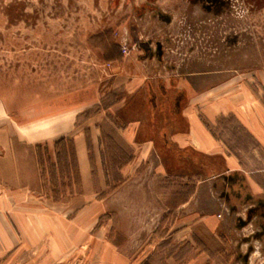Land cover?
Instances as JSON below:
<instances>
[{"label": "rangeland", "instance_id": "rangeland-1", "mask_svg": "<svg viewBox=\"0 0 264 264\" xmlns=\"http://www.w3.org/2000/svg\"><path fill=\"white\" fill-rule=\"evenodd\" d=\"M263 68L264 0H0V96L19 110L44 99L92 105L78 127L94 174L88 194L57 170L54 187L41 151L44 196L8 213L19 244L0 264H264V194L255 199L245 180L263 156L235 115H202L207 89L229 81L255 88ZM195 96L189 111L240 158L244 172L233 175L229 191L213 183L211 197L201 185L191 207L178 212L208 159L195 154V164L181 163L161 143L169 176L144 165L129 182L122 169L133 151L122 129L134 120L145 133L168 127L176 104ZM192 173L195 181L187 179Z\"/></svg>", "mask_w": 264, "mask_h": 264}, {"label": "crops", "instance_id": "crops-1", "mask_svg": "<svg viewBox=\"0 0 264 264\" xmlns=\"http://www.w3.org/2000/svg\"><path fill=\"white\" fill-rule=\"evenodd\" d=\"M203 94V117L213 121L222 115H235L255 141L256 149L264 159V68L255 71V88L246 83L229 81L211 87ZM14 98L16 100V96H12L11 100ZM195 98L196 96L191 98L184 107H178L176 104L173 110L175 119L168 127L152 125V130L145 133L146 126L142 121L134 120L122 129L124 147L133 151L131 159L122 169L125 180L129 182L144 165H151L159 176H169L167 163L159 157L161 143L167 147V151L171 150L170 153L175 152L176 159H180L181 163L195 164V154L208 159L207 170L204 165V174L198 175L200 180L197 190L190 196L191 199L181 205L178 212L191 207L192 202L200 195L201 185L210 186L208 196L211 197L213 183L225 182L226 186L228 185V188H225L229 191V187L234 183L233 175L244 172L240 158L229 151L225 142L214 136L211 129L203 123L200 114L189 111L188 106ZM63 99L67 100L66 93L59 98L60 101ZM44 100L42 106L38 104L21 108L20 110L25 112L20 114L19 109L9 106L7 98L0 96V256L19 244V234L8 213L17 211L26 198L44 196L40 192L42 175L37 146H48L52 152L58 140L73 139L83 195L88 194L91 185L94 186L93 163L87 136L85 131L78 127L79 117L92 105H64L63 102L53 103L52 99ZM179 121H182L184 126L181 127ZM91 133L93 139L98 142L99 134H94L92 129ZM212 159H220L221 162L212 164ZM262 161L256 162L255 171L252 170L251 176L245 178L247 187L255 188V199L264 194V179L259 176L264 177V160ZM216 164H220L219 173L212 174V167L218 166ZM187 175V179L192 181L198 177L196 173ZM227 191L223 192L225 197L228 195ZM216 194L222 195V192ZM206 219L201 217L199 223L205 222Z\"/></svg>", "mask_w": 264, "mask_h": 264}, {"label": "trees", "instance_id": "trees-1", "mask_svg": "<svg viewBox=\"0 0 264 264\" xmlns=\"http://www.w3.org/2000/svg\"><path fill=\"white\" fill-rule=\"evenodd\" d=\"M41 151L48 155V162L51 169V179L54 187L57 186L56 171L61 175V180L68 181L69 186L81 189V176L79 172L77 154L75 149L74 140L71 138H62L54 144V156L56 164L53 163L52 153L48 146H37V157L40 169L42 170V178L45 177L44 162L42 159ZM54 171V172H53ZM63 197L54 192L53 199L56 202L62 200Z\"/></svg>", "mask_w": 264, "mask_h": 264}, {"label": "flooded vegetation", "instance_id": "flooded-vegetation-1", "mask_svg": "<svg viewBox=\"0 0 264 264\" xmlns=\"http://www.w3.org/2000/svg\"><path fill=\"white\" fill-rule=\"evenodd\" d=\"M260 209L258 208V209H256L255 210V208L254 209H252V210H250V212H249V217H250V215H251V213H256L257 211H259ZM259 212H261V211H259Z\"/></svg>", "mask_w": 264, "mask_h": 264}, {"label": "built area", "instance_id": "built-area-1", "mask_svg": "<svg viewBox=\"0 0 264 264\" xmlns=\"http://www.w3.org/2000/svg\"><path fill=\"white\" fill-rule=\"evenodd\" d=\"M123 52H124V55L128 53V48H126V46L123 47Z\"/></svg>", "mask_w": 264, "mask_h": 264}]
</instances>
